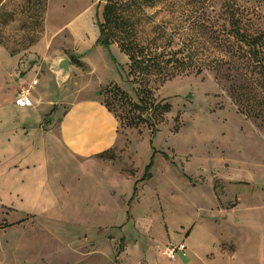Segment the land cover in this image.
I'll return each instance as SVG.
<instances>
[{
	"label": "rangeland",
	"instance_id": "rangeland-1",
	"mask_svg": "<svg viewBox=\"0 0 264 264\" xmlns=\"http://www.w3.org/2000/svg\"><path fill=\"white\" fill-rule=\"evenodd\" d=\"M105 1L49 0V22L52 26L61 19L64 22L57 34L45 37L48 0H0V105L13 99L17 90L24 89L26 84L21 80L27 69L44 64L53 70L58 57L69 61L70 72L63 87L53 77L54 91H48L52 98H58L60 87L73 84L88 87L93 83L86 92L96 93L116 83L132 102H137L134 87L125 75L127 56L123 57L115 43L111 45L121 69L111 62L106 49L96 44ZM150 2L153 5L145 11L150 15L144 23L146 31L152 24L164 21L168 28L170 24L188 26L193 15L200 12H205L217 25L230 5L248 33L264 32V0ZM41 40L47 41L50 46L47 48H53L54 52L51 50L44 56L31 49ZM39 78L43 82V75ZM238 81L241 82L239 77L233 82L203 72L151 82L155 102L163 100L170 104L167 112L149 117L155 131H151L150 120L138 127L127 125L136 111H129L128 101L119 99V95L107 93L106 100L111 102L112 114L118 122L119 147L111 149L105 157L118 161L117 165L124 164L122 172L128 178L132 176L133 183L143 176L135 198L127 205L133 183L118 178L113 193L121 199L117 208L108 212L115 219L113 225L66 226L69 235L76 232L71 239L64 238L69 244L65 245L67 252L59 241L48 245L43 253L38 239L33 238L30 254L20 257L16 264H173L165 249L180 241L190 255L186 260L180 252L176 253L175 260L183 264H264V235L260 227L264 222L250 216V200L243 194L255 191L264 196V182L250 177L252 173L264 180V119L237 111L230 88ZM35 93L34 89L31 94ZM238 192L245 209L241 211V223L231 221ZM259 194L251 198L255 208L264 206ZM27 219L32 223L31 234L56 233L61 225L55 223H68L64 218L34 215ZM45 221L51 229H34L37 223ZM3 225L6 224L0 222L1 228ZM50 241L56 239L52 237L42 243ZM202 249L205 250L198 260L193 255ZM16 251L21 252L22 248L17 246ZM230 252L233 260L227 258Z\"/></svg>",
	"mask_w": 264,
	"mask_h": 264
},
{
	"label": "crops",
	"instance_id": "crops-1",
	"mask_svg": "<svg viewBox=\"0 0 264 264\" xmlns=\"http://www.w3.org/2000/svg\"><path fill=\"white\" fill-rule=\"evenodd\" d=\"M49 7L48 0L45 37L58 33L64 22L61 19L57 25L52 26L51 21L49 22ZM47 47H50L47 41L41 40L31 49H35L38 55L46 56L53 49ZM110 53L112 54L111 46ZM122 55L125 57L124 53ZM111 62L120 65L112 60ZM41 75L43 82H40ZM53 77L59 86L64 83L58 81L57 73L44 64L42 67L36 65L27 69L21 80L26 85L22 88L27 89L33 105H16L14 100L18 90L13 99L0 105V222L6 224L0 227V264H16L20 257L25 254L28 256L29 244L33 238L38 239L43 253L48 245L55 242L69 245L65 239H71L76 232L71 235L66 233L65 227L68 225L92 228L113 225L115 219L109 217V213L117 208L121 199L120 195L113 193L117 188L115 182L124 177L130 179V184L133 183L132 176L128 178L127 173L122 172L124 164L117 165L118 161L105 157L111 149L119 147L118 122L105 107L98 92H86L93 83L88 87L85 84L81 87L76 84L75 87L73 84V87L62 88L64 84L59 89L58 98H52L48 91H54L51 84ZM34 89L36 93L31 94ZM142 177L134 181L127 205L135 198L137 184L143 180ZM250 177L264 182L252 173ZM243 194H247L250 200V216L264 222V206L255 208L251 199L259 193L245 191ZM237 197L238 204L231 209V221L241 223V211L245 209L241 207L239 192ZM125 212L124 218L127 220V208ZM33 215L64 218L68 223H55L61 225L56 233L44 231L31 234L33 227L27 218ZM223 221L224 219L222 223ZM260 227L264 235V223ZM36 228L47 230L50 227L45 221L37 223L34 229ZM51 236L56 241L42 243L52 238ZM231 243L233 244L232 241ZM17 246L22 248L21 252L16 251ZM204 250L193 256L199 260ZM185 251L178 252L188 260L190 255ZM227 258L234 259L231 252ZM175 259L173 264H183L181 260Z\"/></svg>",
	"mask_w": 264,
	"mask_h": 264
},
{
	"label": "trees",
	"instance_id": "trees-1",
	"mask_svg": "<svg viewBox=\"0 0 264 264\" xmlns=\"http://www.w3.org/2000/svg\"><path fill=\"white\" fill-rule=\"evenodd\" d=\"M150 1L106 0L102 6L96 43L109 52L113 62H116L110 53L113 43L127 56L125 75L137 98V102H132L113 83L98 91L105 107L113 112L111 102L106 100L107 93L113 97L119 95V99L128 101L129 111H136L128 118L127 125L138 127L153 114L161 115L170 108L163 100L155 102L149 87L151 82L161 83L181 74L212 72L233 82L239 77L241 82L230 88L237 111L247 117L264 119V32L248 33L230 5L217 25L205 12H200L193 15L188 26L170 24L168 28L164 21L152 24L146 31L144 23L150 15L145 11L153 5ZM150 121L151 131H155L154 122Z\"/></svg>",
	"mask_w": 264,
	"mask_h": 264
},
{
	"label": "built area",
	"instance_id": "built-area-1",
	"mask_svg": "<svg viewBox=\"0 0 264 264\" xmlns=\"http://www.w3.org/2000/svg\"><path fill=\"white\" fill-rule=\"evenodd\" d=\"M14 103L19 106H32L33 101L31 97L28 95L27 89H22L17 96L15 97ZM186 246L184 243H180L177 245H169L165 249V254L169 257L174 259L175 255L178 251L184 253Z\"/></svg>",
	"mask_w": 264,
	"mask_h": 264
},
{
	"label": "water",
	"instance_id": "water-1",
	"mask_svg": "<svg viewBox=\"0 0 264 264\" xmlns=\"http://www.w3.org/2000/svg\"><path fill=\"white\" fill-rule=\"evenodd\" d=\"M53 71L57 73L58 81H63L70 72L69 61L64 57H58L54 61Z\"/></svg>",
	"mask_w": 264,
	"mask_h": 264
}]
</instances>
